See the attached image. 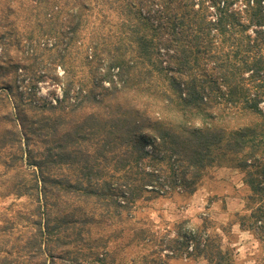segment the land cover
Wrapping results in <instances>:
<instances>
[{"label":"trees","instance_id":"16d2710c","mask_svg":"<svg viewBox=\"0 0 264 264\" xmlns=\"http://www.w3.org/2000/svg\"><path fill=\"white\" fill-rule=\"evenodd\" d=\"M24 5L28 28L0 33V264H117L93 240L104 224L151 246L128 264H246L218 232L235 223L262 264L264 0ZM42 81L61 95L38 94ZM229 155L248 188L233 220L160 239L132 221L145 192L193 194Z\"/></svg>","mask_w":264,"mask_h":264},{"label":"rangeland","instance_id":"374dc122","mask_svg":"<svg viewBox=\"0 0 264 264\" xmlns=\"http://www.w3.org/2000/svg\"><path fill=\"white\" fill-rule=\"evenodd\" d=\"M28 0H0V33L10 29L12 26L17 32L25 31L28 28V14L26 5L23 4ZM21 5V6H20ZM20 6V7H19ZM15 20V23L13 22ZM1 51V48H0ZM101 72H103L101 70ZM107 85V83H106ZM51 100L61 95L60 89L56 84L49 81L38 83V94ZM264 109V100L261 102ZM149 149V147H147ZM232 157L222 158L221 165L209 170L204 177L198 189L189 194L178 188L170 189L167 184L161 187L166 192L148 191L143 194L134 206L135 220L140 219L143 224L150 223L158 230V239L164 237V234L173 236L175 224L177 222L187 220L185 225L199 224L203 217H210L218 224L225 225L233 220L236 212H243L245 206V197L248 188L244 185L242 173L235 167ZM161 190V189H160ZM11 199L3 202L10 203ZM134 218V216L132 217ZM156 223L155 225L153 224ZM137 226V223H135ZM141 223H138L140 225ZM122 226L117 227L120 232ZM124 238L120 236L116 239L112 238V227L104 224L98 226L94 232L93 240L97 243L98 249L108 248L115 252L117 264H128L130 259L139 258L142 254L149 252L150 245L144 242L140 244L127 245L128 239L132 235V231L124 228ZM223 235V242L235 250V256L238 262H246V264H254L258 251L259 242L254 235L242 230L238 223L232 225L231 232L224 233L221 228L218 229ZM121 235V234H120ZM92 240V241H93ZM158 243V242H157ZM103 245V246H102ZM105 246V247H104ZM262 264H264L263 261ZM196 261H185L182 258H171L169 264H196Z\"/></svg>","mask_w":264,"mask_h":264}]
</instances>
